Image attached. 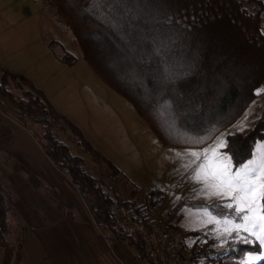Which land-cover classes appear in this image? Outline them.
Instances as JSON below:
<instances>
[{
  "label": "trees",
  "instance_id": "16d2710c",
  "mask_svg": "<svg viewBox=\"0 0 264 264\" xmlns=\"http://www.w3.org/2000/svg\"><path fill=\"white\" fill-rule=\"evenodd\" d=\"M47 1L71 31L90 68L131 103L166 146L200 148L211 143L244 115L264 84L262 0ZM62 59L72 62L70 53ZM0 95L20 112L25 124L39 127L38 140L45 153L92 201L96 218L114 237L130 238L137 259H145L140 242L126 234L112 207L120 204L130 215L143 217L162 203L161 192L150 189L138 203V187L123 198L115 187L95 176L85 157L54 135L52 123L67 122L76 143L93 162L105 165L115 176L120 170L26 75L0 68ZM263 139L264 108L249 129L225 134L227 147L222 151L237 167L252 156L254 145ZM14 196L15 190L2 180L1 264H21L25 229L18 220ZM179 209L174 206L167 212V223L182 236H197L189 248L191 264H240L246 253L261 251L254 237H249L252 243L245 244L235 236H223L224 245L212 248L214 238L172 223ZM199 259L203 262L198 263ZM255 264H264V260Z\"/></svg>",
  "mask_w": 264,
  "mask_h": 264
},
{
  "label": "rangeland",
  "instance_id": "374dc122",
  "mask_svg": "<svg viewBox=\"0 0 264 264\" xmlns=\"http://www.w3.org/2000/svg\"><path fill=\"white\" fill-rule=\"evenodd\" d=\"M262 20L264 22V12ZM67 53L72 56L71 63L62 59ZM0 68L26 75L68 121L81 128L84 138L120 170L118 176L105 165L98 166L82 151L67 122L51 125L54 135L64 141L73 152L84 156L88 169L106 184L115 187L121 197L132 195V188L138 187L135 196L138 203L146 199L150 189L159 190L168 198L152 214L162 223L170 250L178 261L189 260L192 263L189 248L197 236H182L168 227L167 212L174 206H179L180 209L177 219L172 223L185 230L197 231L200 235L214 238L212 248L219 249L224 245L223 221L225 218L233 219L234 213L223 205L231 200L227 197L222 199L204 195L207 191L204 181L194 179V170L203 162V157L191 164L195 158L188 153L202 152L213 145L217 138L224 140L227 132L249 129L264 108V91H258V97L249 105L244 115L211 143L200 148L166 146L131 103L113 91L90 68L71 31L47 0H0ZM24 125L38 140L39 127L29 123ZM260 143H264V139L256 142L252 154ZM220 152L229 156L222 149ZM251 158L252 156L249 159ZM230 163L232 165V161ZM204 208L220 223H206L208 216L202 211ZM238 222L240 221L234 220V223ZM179 256L184 259H179ZM197 261L203 262L202 259Z\"/></svg>",
  "mask_w": 264,
  "mask_h": 264
},
{
  "label": "crops",
  "instance_id": "0c3cea01",
  "mask_svg": "<svg viewBox=\"0 0 264 264\" xmlns=\"http://www.w3.org/2000/svg\"><path fill=\"white\" fill-rule=\"evenodd\" d=\"M2 180L15 190L18 220L25 229L21 264H147L146 259L138 263L130 238L114 237L96 218L92 201L54 165L20 112L0 95ZM162 197L160 206L168 200ZM1 257L2 250L0 264Z\"/></svg>",
  "mask_w": 264,
  "mask_h": 264
},
{
  "label": "snow or ice",
  "instance_id": "6c2138e0",
  "mask_svg": "<svg viewBox=\"0 0 264 264\" xmlns=\"http://www.w3.org/2000/svg\"><path fill=\"white\" fill-rule=\"evenodd\" d=\"M226 147L223 138H217L213 145L202 152L190 151L188 155L195 158L191 164L203 157V162L194 170V179L204 181L207 189L204 195L230 198L231 202L225 203L223 207L232 209L234 216L233 219L225 218L223 221L225 237L235 236L238 242L245 244L252 243L249 237H254L261 248H264V143L257 145L251 159L236 168L230 163L231 157L220 152ZM202 211L208 216L206 223H220L207 208ZM234 220L240 222L234 223ZM224 242L226 240H222ZM261 260H264V251H259L258 254L248 252L240 264H255Z\"/></svg>",
  "mask_w": 264,
  "mask_h": 264
},
{
  "label": "built area",
  "instance_id": "2783aa9c",
  "mask_svg": "<svg viewBox=\"0 0 264 264\" xmlns=\"http://www.w3.org/2000/svg\"><path fill=\"white\" fill-rule=\"evenodd\" d=\"M110 177L114 178L113 175ZM112 212L124 226L126 234L140 242L147 264H191L189 260H177L170 250L162 223L152 213L147 212L143 217L132 216L120 204H114Z\"/></svg>",
  "mask_w": 264,
  "mask_h": 264
}]
</instances>
